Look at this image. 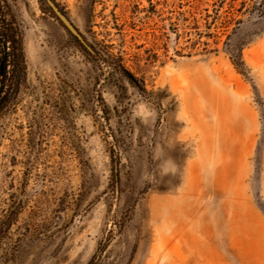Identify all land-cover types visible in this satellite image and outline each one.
Segmentation results:
<instances>
[{
	"label": "rangeland",
	"instance_id": "obj_1",
	"mask_svg": "<svg viewBox=\"0 0 264 264\" xmlns=\"http://www.w3.org/2000/svg\"><path fill=\"white\" fill-rule=\"evenodd\" d=\"M8 1L27 70L0 113V264H264V14L52 0L90 54Z\"/></svg>",
	"mask_w": 264,
	"mask_h": 264
},
{
	"label": "trees",
	"instance_id": "obj_2",
	"mask_svg": "<svg viewBox=\"0 0 264 264\" xmlns=\"http://www.w3.org/2000/svg\"><path fill=\"white\" fill-rule=\"evenodd\" d=\"M242 4L257 17L264 14V0H247ZM26 70L22 31L10 2L0 0V113L7 110L25 84Z\"/></svg>",
	"mask_w": 264,
	"mask_h": 264
},
{
	"label": "water",
	"instance_id": "obj_3",
	"mask_svg": "<svg viewBox=\"0 0 264 264\" xmlns=\"http://www.w3.org/2000/svg\"><path fill=\"white\" fill-rule=\"evenodd\" d=\"M46 6L50 9L56 19L60 22V24L67 30V32L77 41L79 44L90 54H94L92 48L87 45L82 35L78 32V30L72 25L70 20L66 17V15L56 6V4L52 0H44ZM135 83V81H133Z\"/></svg>",
	"mask_w": 264,
	"mask_h": 264
},
{
	"label": "clouds",
	"instance_id": "obj_4",
	"mask_svg": "<svg viewBox=\"0 0 264 264\" xmlns=\"http://www.w3.org/2000/svg\"><path fill=\"white\" fill-rule=\"evenodd\" d=\"M167 172H165L164 174H166Z\"/></svg>",
	"mask_w": 264,
	"mask_h": 264
}]
</instances>
